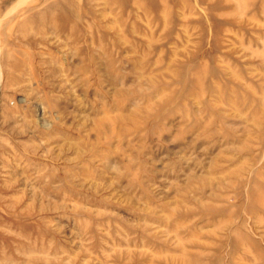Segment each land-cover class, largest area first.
I'll return each mask as SVG.
<instances>
[{"label": "rangeland", "instance_id": "obj_1", "mask_svg": "<svg viewBox=\"0 0 264 264\" xmlns=\"http://www.w3.org/2000/svg\"><path fill=\"white\" fill-rule=\"evenodd\" d=\"M0 264H264V0H0Z\"/></svg>", "mask_w": 264, "mask_h": 264}]
</instances>
